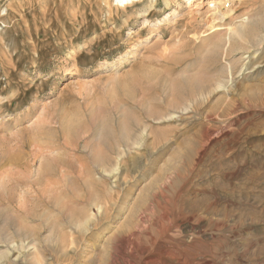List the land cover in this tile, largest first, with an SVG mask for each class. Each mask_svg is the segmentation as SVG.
I'll return each mask as SVG.
<instances>
[{
	"label": "rangeland",
	"instance_id": "374dc122",
	"mask_svg": "<svg viewBox=\"0 0 264 264\" xmlns=\"http://www.w3.org/2000/svg\"><path fill=\"white\" fill-rule=\"evenodd\" d=\"M230 8L0 0V264H264V0ZM100 114L137 124L106 171L63 132Z\"/></svg>",
	"mask_w": 264,
	"mask_h": 264
},
{
	"label": "bare ground",
	"instance_id": "6f19581e",
	"mask_svg": "<svg viewBox=\"0 0 264 264\" xmlns=\"http://www.w3.org/2000/svg\"><path fill=\"white\" fill-rule=\"evenodd\" d=\"M120 3L122 7L126 6H131L134 4L141 3L142 0H116ZM185 3L188 5V10H189V17L185 20V24L187 25H197V27L203 25H206L211 22H215L223 18L224 16H227V14H230L231 12V3L233 0H228L229 2H225L223 0H184ZM206 6L207 9L204 12H200L198 10L199 7ZM242 20V19H241ZM254 30V29H253ZM251 28H249L245 23L240 21L238 24H230L227 28V34L225 35V42L224 44H228V47L232 46V43L235 41H244L247 38V34H252L253 31ZM255 33V32H254ZM205 34V32H204ZM196 34H194L195 36ZM222 42V41H221ZM236 43V42H235ZM234 43V44H235ZM238 44V43H237ZM240 44V43H239ZM222 45V44H221ZM235 46V45H234ZM130 58V57H129ZM171 91L177 96L179 95L182 91H193L194 89L200 90V86H191L188 84H183L182 82L174 81L170 85ZM152 112H149L148 114H151ZM133 118V117H132ZM127 120V117L124 118ZM128 122V121H127ZM127 122L124 123V125H120L118 131L119 134L115 135V131L110 129L112 127V121L107 114H100L96 119H94L89 127H85L82 122L78 121L77 119L67 121L63 127V132L68 134L69 136H74L76 134H80L79 132L81 131L82 134H88L89 132L92 134H97L100 135V143H98L100 151L96 152L95 158H94V163L98 164L103 171L107 170V167H110L114 162H118V156L119 153L117 150H119L120 144H127L128 139L130 136V131L132 133V130L136 123H132L131 125H127ZM72 140V139H71ZM134 144V143H133ZM117 151V157L114 159L112 157L113 153L115 154ZM43 158V157H42ZM46 160V159H45ZM122 161V160H121ZM45 162V161H44ZM50 163V162H49ZM42 164H44L42 162ZM45 166V164H44ZM47 169V164L45 166ZM38 171V170H37ZM40 172V171H39ZM43 173V171H41ZM45 172V171H44ZM45 174V173H43ZM41 175V173H40ZM38 179H36L37 181ZM42 180V179H41ZM15 181V180H14ZM34 181V180H33ZM20 186V185H19ZM31 188V187H29ZM18 190V189H17ZM21 190V189H20ZM13 191V190H12ZM24 191V190H23ZM28 193V191H27Z\"/></svg>",
	"mask_w": 264,
	"mask_h": 264
}]
</instances>
